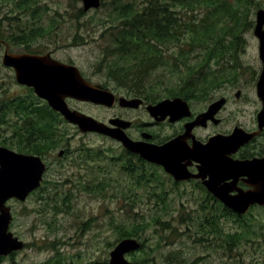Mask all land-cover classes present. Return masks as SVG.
<instances>
[{
    "label": "rangeland",
    "instance_id": "374dc122",
    "mask_svg": "<svg viewBox=\"0 0 264 264\" xmlns=\"http://www.w3.org/2000/svg\"><path fill=\"white\" fill-rule=\"evenodd\" d=\"M37 1L42 5L40 11L43 13V18L39 21L42 23L40 25L28 24L30 17L25 11L22 12L16 8L14 0H0V32L4 37H11L14 41V37L18 38L19 35L27 34L29 36L25 40H33L37 48L45 51L54 49L58 51L59 58L72 59L89 74L93 82L118 92L131 88L129 84L124 85L114 77L110 78L108 63H115L113 58L103 63L104 50L109 45L111 31L115 30V27H112L114 20L109 17V14L114 12L111 6L113 0H103L107 5L101 4L98 8L89 9L82 14L78 11L79 8H83L82 0L74 4L69 0ZM121 1L138 4L143 0ZM256 3H259V6L255 7ZM260 7L264 8V0H255L253 19ZM51 20L54 25H50ZM39 26L44 27L42 33L31 32L32 28H39ZM106 29L109 31L105 32ZM245 37L247 52L240 53V58L243 64L250 66V70H242L237 83L240 86L250 81L251 68L258 64L256 44L258 39L254 35L253 28L246 32ZM17 42L14 41L12 47L14 52L23 48L18 46ZM2 58L3 53L0 50V102L5 103L12 94L21 90L15 80L14 72L3 64ZM121 62L128 64L127 61ZM98 64H101V69L90 72L95 67L98 68ZM165 70L164 66L157 68L153 73L152 83L157 82L160 75L164 78L162 72ZM181 85L178 75L169 72L165 82L157 84L153 95H159V98L164 97L168 94V87L178 89ZM228 85L231 88L233 86ZM204 88L205 85H202L200 89ZM8 93H10L9 96L5 98ZM239 105L241 107V104ZM71 107L102 121H108L107 119L113 114V111L90 102H73ZM230 109L234 110L233 107ZM137 114L139 115L140 112L130 114V118L150 120L143 114L140 116ZM61 124L62 129L67 130L65 134L70 137L69 143L73 149L90 148L95 153L106 150L103 151L108 154L106 156L119 151V142L107 135L95 132L83 133L68 121ZM151 128L160 135L171 129L163 125H155ZM59 130L60 128H58L60 134ZM132 133L136 134V131ZM101 158L104 159H96V161L109 171L100 172L95 162L88 170L82 172L81 177H73L72 174L77 171L69 168L70 170L62 176L73 177L76 180L75 185L67 184L59 190L40 191L24 205V239L31 247L24 250L20 264H44L55 255L64 257L71 263L73 261L74 264L92 260L107 259L109 261L111 250L121 240V232L135 225L139 227L145 225L144 229L138 231L140 238H137L144 242V251L149 252L148 259L151 261L148 264H169L168 259L175 253L182 258L183 264H264V207H254L245 215L251 219L250 223H252L249 225L253 230V234L249 236L251 241L237 247L232 257H226L223 250L225 248L219 236L215 240V237L209 240L215 243L214 246L211 245L213 247L196 241V239L200 241L201 238L208 241L209 236L197 234L199 225L191 218L198 215L207 217L209 214L205 215L199 211L200 208L194 207L192 192L185 193L184 188L180 189L181 193L171 191L167 183L165 187L166 190L169 189L167 193H162L153 187L156 185L135 186L134 183L128 182V178L120 174L116 165H111L110 161L105 159L107 157L101 156ZM55 168L56 166H53L49 174L54 173ZM188 188L192 189V185H188ZM48 194H51L56 203L53 207L42 211L45 204L41 198L47 197ZM229 215L227 214L228 217ZM215 216L219 215L215 214ZM188 219L191 220L188 221ZM260 224L263 226L262 238L255 234ZM224 225L227 230H235L233 221L230 219H224ZM188 226L191 230H188ZM144 251H137L136 258L143 256ZM128 258L134 262L132 253L128 255ZM173 261L175 262V259Z\"/></svg>",
    "mask_w": 264,
    "mask_h": 264
},
{
    "label": "flooded vegetation",
    "instance_id": "af4514ba",
    "mask_svg": "<svg viewBox=\"0 0 264 264\" xmlns=\"http://www.w3.org/2000/svg\"><path fill=\"white\" fill-rule=\"evenodd\" d=\"M256 6H259V3H256L255 7ZM260 9L264 8H258L254 19L252 18L253 11L251 13L253 26L250 29L253 28V32L257 22V12ZM247 31H245V34ZM0 38L5 41V43L0 46L3 58L6 53L16 55L50 54L53 59L66 64L76 65L83 77L92 85H102L93 82L89 74L72 59L59 58L57 56V50L53 49L45 51L42 48H37L36 42L33 40H17L18 42L16 44L23 48L20 51L14 52L12 50V47L14 46L12 38L4 37L1 32ZM256 38L258 39L256 42L258 48V64L256 67L251 68L250 81L246 82V84H243L242 86L237 84L242 75V70L244 69V71H249L250 66L243 64L242 58H239V64L238 66L236 65L237 68L233 71L234 75H230L225 78L220 77L218 81L210 84L209 86H205L204 89H200L198 84V88L192 91L191 99H185L183 96L179 95H165L160 98H152L149 91L141 93L140 91L136 92L131 90L132 88H128L129 90L127 89L123 92L110 89L116 95V101L112 106L96 104L90 101H82L74 97H66V101L70 107L73 102H90L96 104L97 106L111 110L113 111V114L107 119L108 121L104 122L109 123L112 119L117 118L130 121L131 125L124 128L129 137L134 140H144L157 144L166 143L179 135H185L183 141L188 145H193L194 142L205 144L213 136L230 135L235 131V129L241 128L245 133H254L255 135L240 145L235 152L229 153V157L235 160L243 161L264 159V125L260 124L259 119L260 113L264 111V90L262 92L258 88V82L261 72L264 69V63L260 55L261 43L257 36ZM246 43L245 37V43L242 46L240 53L244 51L243 54H246ZM226 60L227 57L221 60L222 63L217 64L216 59H213L210 62L209 67H212V69L215 70L218 69L220 71H224L225 67L227 68L230 67L229 65H232V63H226ZM100 65L101 64H98V68L95 67L90 72L100 70ZM6 67L14 72L13 74L15 80L21 91L16 92V94H12L7 102H0V147H6L18 153L40 156L46 164V171L43 174L41 186L33 190L25 200H22L17 196H11L3 201V196L0 197V221L5 222L8 219V231L13 234L14 238L25 242V247L22 249L11 250L8 253H0V264H20L24 250L31 247L28 241L24 239V205L40 191H47L46 189L49 191L59 190L67 184L75 185L76 180L73 177H81L82 172L88 170L95 164V162L98 164V170L100 172L109 171V169L101 166V164L96 161V159H104L101 158V156L107 157L105 159L109 160L111 165H116L115 167L121 172L120 174L126 179L128 178V180L133 176L138 177L144 175L142 180L145 185H149L150 187L156 185L153 187H156V189L162 191V193H167L169 189L171 191H178L181 193L182 191H180V189L182 188H184L185 191L183 192L185 193L189 194L192 192L194 195L192 201V203H194V207L200 208L199 211H202L205 215L209 214L207 217L198 215L191 218L199 225L196 233L202 234V236L206 237L207 235L209 236L207 237L208 241L201 238L200 241L196 239L197 242L213 247L215 243L209 242V240H211L212 237H215V240L219 236L223 242V248H225L223 249L225 256L232 257L233 251L236 250L237 247L251 241L249 239V236L253 234L252 227H249V225H252V223H250L251 219L245 216L246 214L242 215L230 209L221 199L216 197V195L208 189L202 177H191L185 180H177L173 175L168 173L162 165L150 162L141 157V155L129 151L120 142L119 151L117 153H113L111 156H106L108 154L103 152L106 150H100L95 153V151L90 148L73 149L69 143L70 137H67V134H65L67 133V130L64 131L62 129L61 122L66 123L67 121L64 116L60 112L53 109L46 99L41 98L35 92L34 87L19 83L16 79V71L14 67ZM228 84L233 85L232 88ZM103 88L108 87L103 86ZM218 88L223 91L221 92L217 90ZM9 94L10 93H8L5 98H7ZM121 97L126 99H140V102L137 101L132 104H125L126 102L122 103L120 101ZM176 97H182L188 102L192 112L191 116L173 119L174 117H172V114L168 113L164 120H158L148 109L150 105H156L162 100L174 99ZM221 99H224V104L214 112L213 117L195 125L193 129L186 134L187 124L196 120L199 115L207 112L212 104ZM239 104H241V107ZM231 107L234 108L233 111L230 109ZM55 111L58 113V127L60 128L57 145L54 143V128L56 122ZM134 112H140V114L145 115L150 120L143 121L141 119L136 120L130 118V114ZM140 114H137V116H140ZM155 125L168 126L171 129L169 132L165 134L162 133L160 135L157 131L151 128V126ZM46 126H49L52 129L49 132L48 139L45 138V136L42 138L39 135L40 127ZM113 126L117 127L116 125ZM134 130L136 131V134L132 133ZM144 133H150L151 137L146 138ZM186 163H188V161H186ZM200 165L201 163L198 160L192 159L190 163H188L187 168L192 174H199ZM53 166H56L54 173L49 174ZM69 168L74 169L77 172L72 174L73 177H63L62 174L69 171ZM166 183L170 186L167 190L165 189L167 186ZM221 183L224 185L227 184L230 187L233 186V194L240 190L252 189V185L246 175H241L236 180L234 178H225L221 181ZM188 185H192V189H189ZM257 206L264 207V204H254L251 208ZM217 210H220V212L217 213ZM215 214L219 216L216 217ZM227 214H230L229 217ZM224 219H230L233 221L234 231L227 230L225 225L223 226ZM190 220L188 219V221ZM188 230H191V227L188 226ZM190 234L193 233L190 232ZM255 234H257L259 238H262L263 226L261 224L259 229L255 231ZM53 257L54 256H52V258ZM56 259L57 256L54 260ZM62 259L64 260L63 263L61 262L62 264H71V262L67 261L66 258L63 257Z\"/></svg>",
    "mask_w": 264,
    "mask_h": 264
},
{
    "label": "water",
    "instance_id": "95a60500",
    "mask_svg": "<svg viewBox=\"0 0 264 264\" xmlns=\"http://www.w3.org/2000/svg\"><path fill=\"white\" fill-rule=\"evenodd\" d=\"M82 3L84 11H88L101 6L102 0H82ZM254 32L261 43L260 55L264 63V9L257 12ZM3 43L5 41L0 38V46ZM3 63L15 68L19 83L34 87L41 98L46 99L49 105L60 112L67 121L77 125L81 132L107 135L121 142L129 151L141 155L150 162L162 165L177 180L202 177L208 189L239 214L247 213L254 204H264V159L243 161L232 159L228 155L251 139L254 133L248 134L238 128L230 135H216L205 144L194 142L193 145L183 141L185 135H179L163 144L134 140L124 130L131 125L130 121L117 118L106 123L69 106L66 97L105 106H112L116 101V95L111 90L103 88L102 85H92L83 77L76 65L53 59L50 54L6 53ZM258 88L263 92L264 69L259 78ZM120 101L132 104L140 102V99L121 97ZM223 104L224 99L217 101L207 112L188 123L186 134L195 125L212 118L214 112ZM148 109L158 120H164L168 113L172 114L173 119L192 115L188 102L182 97L162 100L156 105H150ZM259 119L260 124L264 125V111L260 113ZM144 135L146 138L151 137L150 133H144ZM192 159L201 163L199 174H192L187 168ZM45 171L46 164L40 156L18 153L6 147H0V197L3 196V201L11 196L25 200L33 190L41 186ZM241 175L248 177L252 189L240 190L233 194V186L221 183L225 178L236 180ZM8 228V219L5 222L0 221V253L25 247V242L14 238ZM141 246L142 243L138 238L121 239L110 252L109 264H133L127 255L138 251Z\"/></svg>",
    "mask_w": 264,
    "mask_h": 264
},
{
    "label": "trees",
    "instance_id": "16d2710c",
    "mask_svg": "<svg viewBox=\"0 0 264 264\" xmlns=\"http://www.w3.org/2000/svg\"><path fill=\"white\" fill-rule=\"evenodd\" d=\"M14 1L16 8L25 11L30 17L28 24H42L39 22L43 18L40 11L42 5L37 0ZM69 1L74 4L80 0ZM254 3L255 0H143L136 4L113 0L111 6L114 12L109 14V17L114 20L112 27H115V30L111 31L109 37L110 46L107 45L104 50L103 63L113 58L115 63H108L110 78L114 77L124 85L129 84L131 90L136 92L143 93L150 89L152 98H159V95H153L157 84H163L166 75L172 72L178 75L182 85L178 89L168 87L167 95L191 99L192 91L198 88V84L201 88L202 85L215 83L220 77L234 75L233 71L239 64L238 59L245 43V31L253 26L251 13ZM105 5L107 3L102 0V6ZM78 11L80 14L84 13L83 8ZM50 25H54L52 20ZM41 27L32 28L31 32L42 33ZM108 31L109 29L105 30ZM28 36L19 35L18 38L14 37V41L25 40ZM226 57V63L232 65L225 67L224 71L209 67L213 59L219 64ZM121 61H127L128 64L125 65ZM162 66L167 70L162 72L164 78L160 75L158 81L152 83L153 73ZM55 113L54 143L57 145L59 119L58 113ZM51 130L49 126L40 127L39 135L48 139ZM143 177L144 175L133 176L128 182L134 183L135 186L145 185ZM41 200L45 204L42 211L56 203L51 194L43 196ZM144 227L145 225H135L124 229L120 239L140 238L138 231ZM144 246L142 242L138 251H144ZM136 252L132 253L133 264H148L151 261L148 259L149 252L144 251L145 254L139 259L135 256ZM54 258L56 256L50 257L44 264L64 262L60 257L56 260ZM168 261L169 264H183L182 258L176 253L171 255ZM82 264H109V261L92 260Z\"/></svg>",
    "mask_w": 264,
    "mask_h": 264
}]
</instances>
